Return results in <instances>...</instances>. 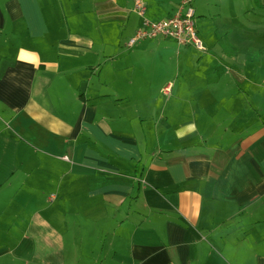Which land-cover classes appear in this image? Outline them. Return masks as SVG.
<instances>
[{
  "label": "crops",
  "instance_id": "0c3cea01",
  "mask_svg": "<svg viewBox=\"0 0 264 264\" xmlns=\"http://www.w3.org/2000/svg\"><path fill=\"white\" fill-rule=\"evenodd\" d=\"M136 2L0 0V264H264L256 9L127 48Z\"/></svg>",
  "mask_w": 264,
  "mask_h": 264
},
{
  "label": "built area",
  "instance_id": "2783aa9c",
  "mask_svg": "<svg viewBox=\"0 0 264 264\" xmlns=\"http://www.w3.org/2000/svg\"><path fill=\"white\" fill-rule=\"evenodd\" d=\"M191 2L192 0H182L179 10L175 15L156 22L144 19V8L139 2H136L135 12L143 20L141 27L128 40L126 44L127 48L133 47L140 41L163 38L173 41L178 46H189L199 52H204L206 49L195 29L194 10L190 6ZM170 89L171 84H168L162 89V93L167 95ZM63 160L67 161V158L63 157Z\"/></svg>",
  "mask_w": 264,
  "mask_h": 264
},
{
  "label": "rangeland",
  "instance_id": "374dc122",
  "mask_svg": "<svg viewBox=\"0 0 264 264\" xmlns=\"http://www.w3.org/2000/svg\"><path fill=\"white\" fill-rule=\"evenodd\" d=\"M208 0H195V4L193 3V0L190 4V6L193 8L194 12L196 11V14L199 16L198 18L200 19V16L202 13H207V12H217L219 10L220 12H225L226 14L228 13L227 9H233L234 12L242 14L245 9L248 7L252 8L254 6V1L253 0H210V3L207 2ZM195 5V7L193 6ZM257 10H252L251 12L256 14V31L260 32V34H257V37L260 38V40H257V43H260V45H264V9H259L255 7ZM201 13V14H200ZM249 22V19L243 15L240 17H237L236 22L238 21L239 23L237 24L238 26H247L245 22ZM235 21V20H234ZM225 28H228L229 31L231 32V29L236 28L235 22L232 20H228L225 23ZM237 33V30L236 32ZM233 35V33H231ZM246 37V36H245Z\"/></svg>",
  "mask_w": 264,
  "mask_h": 264
},
{
  "label": "trees",
  "instance_id": "16d2710c",
  "mask_svg": "<svg viewBox=\"0 0 264 264\" xmlns=\"http://www.w3.org/2000/svg\"><path fill=\"white\" fill-rule=\"evenodd\" d=\"M255 7L264 9V0H253Z\"/></svg>",
  "mask_w": 264,
  "mask_h": 264
}]
</instances>
